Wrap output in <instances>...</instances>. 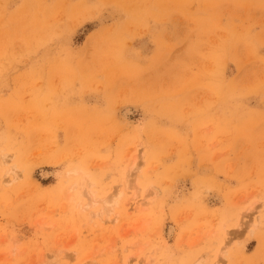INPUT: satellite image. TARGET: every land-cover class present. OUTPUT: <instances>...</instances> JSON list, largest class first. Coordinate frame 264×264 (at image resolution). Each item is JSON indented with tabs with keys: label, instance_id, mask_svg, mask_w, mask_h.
<instances>
[{
	"label": "rangeland",
	"instance_id": "1",
	"mask_svg": "<svg viewBox=\"0 0 264 264\" xmlns=\"http://www.w3.org/2000/svg\"><path fill=\"white\" fill-rule=\"evenodd\" d=\"M0 264H264V0H0Z\"/></svg>",
	"mask_w": 264,
	"mask_h": 264
},
{
	"label": "bare ground",
	"instance_id": "2",
	"mask_svg": "<svg viewBox=\"0 0 264 264\" xmlns=\"http://www.w3.org/2000/svg\"><path fill=\"white\" fill-rule=\"evenodd\" d=\"M8 174H11V175L13 174V177L11 176L12 178H10V183H11V182L13 183V182L16 180V176H17V175H16V172L12 169V170H10V171L8 172ZM12 183H11V184H12ZM107 204H109L108 201H107ZM137 204H138V203H137ZM115 205H118V203L115 202ZM85 206H86V205H85ZM142 206H143V205H142ZM136 208H137V207H136Z\"/></svg>",
	"mask_w": 264,
	"mask_h": 264
}]
</instances>
